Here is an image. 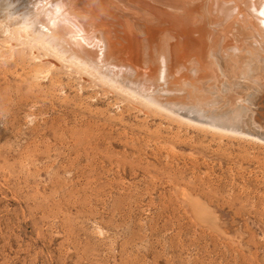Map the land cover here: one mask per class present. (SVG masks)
<instances>
[{"label": "rangeland", "instance_id": "rangeland-1", "mask_svg": "<svg viewBox=\"0 0 264 264\" xmlns=\"http://www.w3.org/2000/svg\"><path fill=\"white\" fill-rule=\"evenodd\" d=\"M4 70L0 264H264V140L180 130L190 149L174 151L129 123L104 136Z\"/></svg>", "mask_w": 264, "mask_h": 264}, {"label": "bare ground", "instance_id": "bare-ground-1", "mask_svg": "<svg viewBox=\"0 0 264 264\" xmlns=\"http://www.w3.org/2000/svg\"><path fill=\"white\" fill-rule=\"evenodd\" d=\"M2 51L27 93L104 136L129 123L174 151L190 149L180 130L264 140V0H0Z\"/></svg>", "mask_w": 264, "mask_h": 264}]
</instances>
